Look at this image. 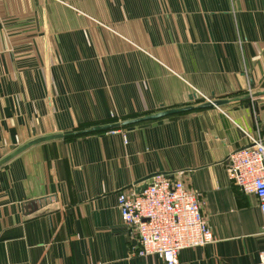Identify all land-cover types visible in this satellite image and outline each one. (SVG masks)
<instances>
[{
  "label": "crops",
  "instance_id": "1",
  "mask_svg": "<svg viewBox=\"0 0 264 264\" xmlns=\"http://www.w3.org/2000/svg\"><path fill=\"white\" fill-rule=\"evenodd\" d=\"M199 92L224 103L71 134ZM59 132L0 164V264H166L116 202L157 173L200 193L213 232L176 264H255L258 198L226 165L264 137V0H0V157Z\"/></svg>",
  "mask_w": 264,
  "mask_h": 264
},
{
  "label": "built area",
  "instance_id": "2",
  "mask_svg": "<svg viewBox=\"0 0 264 264\" xmlns=\"http://www.w3.org/2000/svg\"><path fill=\"white\" fill-rule=\"evenodd\" d=\"M199 95L211 99L204 93ZM246 134L249 144L228 154L227 172L243 192L258 198L264 231V137ZM116 202L121 217L136 230L139 255L157 254L166 264H176L180 249L213 239L201 210L200 193L179 177L157 173L138 191H119ZM255 264H264V250Z\"/></svg>",
  "mask_w": 264,
  "mask_h": 264
},
{
  "label": "water",
  "instance_id": "3",
  "mask_svg": "<svg viewBox=\"0 0 264 264\" xmlns=\"http://www.w3.org/2000/svg\"><path fill=\"white\" fill-rule=\"evenodd\" d=\"M195 94H196L195 92L192 93L191 97H193ZM224 100L225 99H222V98H219V99L211 98L210 100H203L198 105L187 104V105H184V106H171L170 108H163V109L157 110V111H155L153 113L139 115L138 117L124 118L123 120L111 121V122H107L106 124H94V125H91V127H88V128H82V129L75 130L71 134L86 133V132L97 131V130H106L107 128L121 127V126L126 125V124L137 123V122H139L141 120L155 119L156 117L169 115L171 113L187 111L188 109H192V108H195V107L203 108V107H206V106H219L222 103H224ZM65 134H70V133H63V132L48 133V134H43L41 136H37V137H33L31 139H28L27 142H25L24 144H21V145L15 147V148H13L10 152H8L5 155L1 156L0 157V164L10 160L13 155H15V154L19 153L20 151L24 150L25 148H27V146H29L31 144L41 142V141H43L45 139L57 138L59 136L65 135ZM145 184L146 183H143L141 185L145 186Z\"/></svg>",
  "mask_w": 264,
  "mask_h": 264
}]
</instances>
